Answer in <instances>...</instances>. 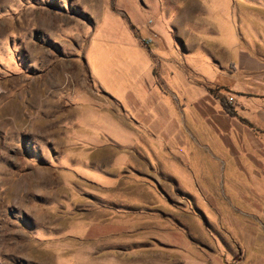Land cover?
<instances>
[{"label":"rangeland","instance_id":"1","mask_svg":"<svg viewBox=\"0 0 264 264\" xmlns=\"http://www.w3.org/2000/svg\"><path fill=\"white\" fill-rule=\"evenodd\" d=\"M225 9L264 34V0H0V264H264L254 138L154 128L147 99L184 15Z\"/></svg>","mask_w":264,"mask_h":264},{"label":"crops","instance_id":"2","mask_svg":"<svg viewBox=\"0 0 264 264\" xmlns=\"http://www.w3.org/2000/svg\"><path fill=\"white\" fill-rule=\"evenodd\" d=\"M226 11L207 12L202 18L184 15L176 31L183 57L178 55L171 66L172 94L147 99L154 101V128H186L191 134L195 128H218L222 148L229 150L242 147V134L254 138L246 142L256 156L235 150L240 169L251 171L244 175L254 182L251 189L264 197V34L244 32L241 13ZM189 22L195 29L187 27ZM176 64L186 75L173 77ZM228 96L234 97L232 103Z\"/></svg>","mask_w":264,"mask_h":264},{"label":"built area","instance_id":"3","mask_svg":"<svg viewBox=\"0 0 264 264\" xmlns=\"http://www.w3.org/2000/svg\"><path fill=\"white\" fill-rule=\"evenodd\" d=\"M228 101H229V103H232L234 101V97L233 96H228Z\"/></svg>","mask_w":264,"mask_h":264}]
</instances>
